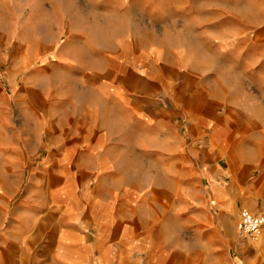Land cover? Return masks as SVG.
I'll return each mask as SVG.
<instances>
[{"label": "crops", "instance_id": "0c3cea01", "mask_svg": "<svg viewBox=\"0 0 264 264\" xmlns=\"http://www.w3.org/2000/svg\"><path fill=\"white\" fill-rule=\"evenodd\" d=\"M259 1L256 19L253 0H230L228 10L240 13L222 19L220 0H112L100 23L86 26L107 53L100 72L111 78L76 94L80 122L67 133L73 105L69 111L61 103L59 65L30 69L44 49L0 54V123L13 121L9 107L16 104L27 123L29 185L37 189L17 209L20 224L0 226V264H264V228L255 240L238 229L242 210L264 215V134L257 125L264 98L253 99L248 88L226 94L205 80L201 61H172L192 58L195 46L204 58L211 42L244 43L240 49L250 53L253 42L264 43ZM158 18L166 22L157 27ZM11 25L0 5V47ZM101 120L105 131L97 136ZM137 122L135 147L156 159L121 167L128 153L117 138ZM6 155L11 169L0 185L17 186L16 164ZM33 202L42 215L26 210Z\"/></svg>", "mask_w": 264, "mask_h": 264}, {"label": "rangeland", "instance_id": "374dc122", "mask_svg": "<svg viewBox=\"0 0 264 264\" xmlns=\"http://www.w3.org/2000/svg\"><path fill=\"white\" fill-rule=\"evenodd\" d=\"M220 1L222 19L232 18L234 13L239 15L240 10H228L230 0ZM100 2L101 0H0V5L4 9L7 19L12 21V25L9 27L10 35L6 37L9 41L0 47V54L16 49L18 51L28 50L30 55H36L40 49H44L46 57L31 59L30 69L41 65L52 66L54 63L60 67L61 103L65 104L69 111L70 105H73L71 108L73 112H69V119L65 123L66 130L62 129V133L75 130L76 123L74 122L78 115L75 112V106L78 105L75 99L76 94L85 91L81 88L88 84L84 76L77 78L72 75L71 71L62 69L73 70L82 67L85 58L82 55V50H98L100 48L95 35H86L88 24L92 25L91 28H95L93 25L100 23L98 18L100 12L96 11ZM91 5H93V11L90 9ZM253 7V18L256 19L255 12L260 13V1L253 0ZM91 13L98 15L97 18H91ZM177 44L179 46L184 44L185 48L188 46V43H175V45ZM243 44L238 42L205 43L204 58H198L197 47L195 46L191 49L194 50L192 58L176 57L172 61L174 65H180L186 61L197 64L198 61H201L207 71L205 73L206 81H217L221 88H224L226 94L230 88H242L243 92L246 91L243 88H248L247 92L253 94V99L259 100L264 98V48H262L264 43L253 42V50L247 54L243 48L240 49ZM58 51L61 53L59 58L55 57V53ZM10 59V57L4 59L1 67L6 68ZM110 60L112 59H108L106 63ZM160 62L161 60L158 61V64L162 63ZM91 66L95 73L101 74L100 70L104 67V58H91ZM89 74L86 73L85 75ZM3 88L4 84L0 82L2 96L5 95ZM238 91L239 89H237ZM9 94L13 96L15 91H9ZM68 105L69 107H67ZM11 109L9 107L13 121L0 123V133H2L0 135V177L6 173V167L11 169V165L5 162L7 158H5V153H7L6 156H12V163L16 164L12 170V175L13 178H16L18 185L7 187L0 185V226L20 224V218H16V212L24 195L30 193L35 196L37 193L36 187L29 185L30 172L25 160L29 144L27 141L29 138L26 137L25 133L27 132V123L16 104L12 103ZM249 109L255 112L254 105ZM257 125L260 126V132L263 131L264 134V122H258ZM5 126L9 128V131L13 130L14 136H6L8 132H6ZM259 128L257 129L259 130ZM41 157L42 154H38L36 162H39ZM14 158H18V160ZM9 171L11 172V170ZM32 204L33 207L27 206L26 210L35 213L40 212L42 215V209H37V202ZM33 253L36 251L30 250V255Z\"/></svg>", "mask_w": 264, "mask_h": 264}, {"label": "clouds", "instance_id": "9594fccd", "mask_svg": "<svg viewBox=\"0 0 264 264\" xmlns=\"http://www.w3.org/2000/svg\"><path fill=\"white\" fill-rule=\"evenodd\" d=\"M124 3L127 4L128 0H124ZM112 10V0H101V2L97 5L96 7V11L97 12H107V11H111ZM126 11V9L124 10ZM127 12V11H126ZM146 24L148 23L147 18H145L144 21ZM166 22V18H164L163 20H160L159 18L155 21V26H159L161 23ZM107 55L106 52L98 50L94 53L91 54V56H86L84 58L83 61V66L82 67H77L76 69L73 70H69L67 68L62 69L65 71H71L72 75L79 78L80 76H84L85 79L88 81V85L92 86V85H100L102 81L110 79L111 78V73L110 72H106L103 74H98L95 73L94 70L91 69V58L95 57V56H99L101 58H105ZM57 66L53 65L52 68H56ZM113 67H115V65H113ZM86 73H90L89 75H85ZM183 79V77L181 78ZM131 87L136 88L138 87V85L133 84L131 85ZM192 89H189V91H191ZM38 102L39 98H38ZM76 122H80L79 119ZM104 120H101L96 128V135L97 136H101L104 134L105 128H104ZM142 125L140 123H134L132 124L129 129L126 131V133L123 134L122 137L117 138V143L119 142L120 139H123L124 143L120 144L123 146L122 151L123 150H127L128 155L120 162V166L124 167L125 164H127L128 166H130V164L135 161L137 158H143L144 160H154L156 159L155 155H148V156H144V154L142 153V151L138 148L135 147V139L137 136V133L140 131ZM179 259V258H178Z\"/></svg>", "mask_w": 264, "mask_h": 264}, {"label": "built area", "instance_id": "2783aa9c", "mask_svg": "<svg viewBox=\"0 0 264 264\" xmlns=\"http://www.w3.org/2000/svg\"><path fill=\"white\" fill-rule=\"evenodd\" d=\"M264 228V215L242 210L239 215L238 229L240 234L249 239H257Z\"/></svg>", "mask_w": 264, "mask_h": 264}]
</instances>
